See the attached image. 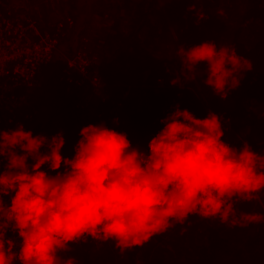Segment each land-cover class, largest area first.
Listing matches in <instances>:
<instances>
[{
	"label": "clouds",
	"instance_id": "1",
	"mask_svg": "<svg viewBox=\"0 0 264 264\" xmlns=\"http://www.w3.org/2000/svg\"><path fill=\"white\" fill-rule=\"evenodd\" d=\"M128 2L158 9L188 3V11H194L197 5L228 0ZM205 19L196 10L197 25ZM176 57L181 68L172 86H188L203 65V86L221 100L253 71L235 47L218 46L216 40L179 45ZM228 122L211 110L197 118L176 104L159 121L162 127L146 152L133 146L127 133L100 122L80 129L74 155L67 158L63 131L49 137L25 130L22 123L5 130L0 115V264H78L63 254L89 238L98 244L111 241L123 254L183 226L193 215L229 227L264 223V215L236 207L264 194V155L244 139L246 128L239 143L226 142Z\"/></svg>",
	"mask_w": 264,
	"mask_h": 264
},
{
	"label": "trees",
	"instance_id": "2",
	"mask_svg": "<svg viewBox=\"0 0 264 264\" xmlns=\"http://www.w3.org/2000/svg\"><path fill=\"white\" fill-rule=\"evenodd\" d=\"M230 1L233 0H228ZM68 2V13L73 20L78 18L80 10L91 12L93 5L99 8L96 11L97 13L101 11V17H106L103 22L106 26L98 30L96 35L92 34L87 38V51L95 59L91 71L100 81L106 78L110 79L107 83H112L110 81L113 79L112 81H117L113 82L114 84L121 82L119 83L121 89H129V96L118 110L110 106V102L114 99L107 97V109L103 113L107 127L127 133L133 146L139 145L146 152L150 139L162 127L159 121L169 114L176 104H179L182 109H188L197 118L206 117L211 110L229 121L224 124V140L228 142L231 137L228 142L230 144L239 143L237 141L241 133L239 129L243 128L244 131L246 128L244 139L254 151L264 155V0H244L242 13L235 25L232 20L233 15L229 21V13L224 12L222 8L226 2L197 5L196 10L201 11L206 17L198 25L196 10L188 11L190 7L188 3H172L179 10L183 20L198 27L191 28L189 37L184 41L185 47L213 40V36L219 33L223 36L221 45L235 47L240 55L251 62L253 71L244 74L240 86L231 91L225 100L213 95L211 89L203 86L205 78L203 65L198 69L200 75L188 86L180 88L170 84L179 74L181 65L176 67L173 62H169L165 53L162 57H156L157 50H160L158 5L137 4L128 0L123 2L116 0L114 4L109 5L102 0L99 2L68 0ZM221 8L223 13L219 14L218 10ZM209 21L212 24L209 25ZM226 22L229 24L225 25ZM201 24L204 26L199 28ZM204 27L205 31H203ZM47 32L55 34L54 30ZM72 39L73 37L70 42L74 41ZM80 46L82 44L74 46L73 50ZM135 71L139 81L132 83V75ZM160 75L164 78V82L156 85L154 78ZM55 82L56 91H54L57 93L60 88L57 79ZM118 94L120 95V91ZM63 95L62 98L60 97L63 107L71 108L79 115L73 106L77 95L67 96L64 93ZM115 118H118V123L114 124ZM40 124L39 121L36 127L38 128ZM88 124H99V122L96 119L89 120L81 127L78 125L74 127L72 120L65 116L57 120L54 126L52 125L51 128L55 132L50 136L58 131L64 133L66 143L62 154L65 157L71 158L74 155L73 149L80 138V129ZM3 127L7 130L16 126L3 125ZM236 207L238 212L264 215V207L255 205L253 201L240 202ZM177 235L188 236L187 247L179 252V256H184L185 259L181 264H264V223L243 228L229 227L221 224L219 220L201 219L196 215L190 216L183 226L176 225L164 235L153 238L142 248L126 251L122 254L123 263L176 264L168 258L167 260L163 258L164 254L157 248V244H163L165 240L169 242L174 236L178 241ZM106 245L107 243L98 244L89 238L86 242L71 245L72 250L63 256L65 259L69 256L74 257L78 264H94L96 251L105 249ZM143 249L146 250L145 253L142 252Z\"/></svg>",
	"mask_w": 264,
	"mask_h": 264
},
{
	"label": "rangeland",
	"instance_id": "3",
	"mask_svg": "<svg viewBox=\"0 0 264 264\" xmlns=\"http://www.w3.org/2000/svg\"><path fill=\"white\" fill-rule=\"evenodd\" d=\"M99 1L100 0H98V2ZM102 1L108 2L106 5H109L114 4L116 0ZM243 1L244 0H233L222 5L224 12L229 13V21L232 19L233 15L232 20L234 21V25L235 22L239 20L242 13L241 8ZM0 2L2 5L7 6L12 11L14 16L23 20L29 19L35 22L39 29L43 31L52 30L55 23L66 16L71 17L68 13V0H54V2H45V0H0ZM85 7L89 8L86 5ZM96 8L97 6L94 7L93 5L91 12L89 13H87L84 9L80 10L78 18L74 20V27L72 29L73 32H71L67 38L61 40L55 59L51 64L41 70L39 76L41 78L40 82L37 81L36 85L29 92H26V94L23 95L21 108L25 110L37 108V117L29 122L18 121L14 124V126L22 123L24 124L25 130H31L34 134H45L50 136V134L55 132V130L51 128L52 125L55 124L57 120L62 119L65 116L69 120H72L74 127H76L75 125L81 127L83 123L85 124L89 120L94 121L92 120V116L89 114L79 113L78 115L71 108H64L63 101L60 100V97L62 98L64 96L63 92L58 90L56 93L54 83H56L55 80L59 74V65L62 61V57L69 55L73 51L74 46L80 45V41L83 38H89L92 34L96 35L98 30H101L102 27L106 26L103 24L106 17H101V11L97 13L98 11L96 10L99 8ZM157 11L160 50H157L156 57H162L165 53L169 62H173L177 67L180 64L176 57L179 45H184V41L189 37L192 31L191 28L198 27H196L194 23L190 24L187 20H183L179 10L173 6L172 3L161 6ZM228 22H226L225 25H228ZM208 23L209 25L212 24L210 21ZM202 26H204V24H201L199 28ZM204 29L205 27L203 28V31H205ZM71 37H73V42H70ZM194 37L198 36L194 35ZM222 39L223 36L218 33V35L213 36L212 41L216 40L219 46L222 44ZM134 74L132 75V83H137L139 81L137 72L135 71ZM161 77L162 76L160 75L154 78V83L156 85H161L164 82V78ZM101 83L103 84L104 82L101 81ZM102 87H104V85H102ZM102 87L96 88L93 92H91V94H89V96L92 98L93 105L95 107H100L104 112L106 111L107 106L105 105L101 107L99 102V99L105 93ZM139 92L141 93V91ZM39 121L41 124L37 128L36 124ZM239 131L243 132V128H240ZM230 138L228 142L230 141ZM5 201H8L7 197H5ZM253 202L257 206L264 207V194L261 195L259 200H254ZM175 237L176 236H174L169 242L165 240L163 244H157V248L162 250L164 254L163 258H165V260L168 258L169 261L181 264L184 263L185 259L184 256H179V252L182 248L187 247L188 236L183 235L182 237H179L177 235L179 238L178 241L175 240ZM145 251V249L142 250L143 253H145ZM96 253L94 264H124L122 254L114 247V244L111 241L107 242L105 249H100L96 251Z\"/></svg>",
	"mask_w": 264,
	"mask_h": 264
},
{
	"label": "built area",
	"instance_id": "4",
	"mask_svg": "<svg viewBox=\"0 0 264 264\" xmlns=\"http://www.w3.org/2000/svg\"><path fill=\"white\" fill-rule=\"evenodd\" d=\"M73 27V18L66 16L55 23L52 29L55 34H50L29 19L17 18L0 2V70L3 74L0 115L4 126L29 122L37 116L36 108H21L23 95L36 85L41 70L53 62L61 40L68 37ZM87 43V38H83L82 46L62 57L57 82L65 95H77L73 104L75 110L91 115L92 120L100 123L104 122L103 109L93 105L89 94L103 84L91 71L95 59L87 51ZM128 96L129 89H121L117 99L110 97L114 99L110 106L120 109ZM107 97L103 95L99 99L101 107L107 104Z\"/></svg>",
	"mask_w": 264,
	"mask_h": 264
},
{
	"label": "crops",
	"instance_id": "5",
	"mask_svg": "<svg viewBox=\"0 0 264 264\" xmlns=\"http://www.w3.org/2000/svg\"><path fill=\"white\" fill-rule=\"evenodd\" d=\"M40 77L38 78V81L40 82ZM104 81V83H103V85H104V87H102L103 89H104V91H105V93H104V95L105 96H109V97H113V98H115V99H117L118 98V96H119V91L121 90V86H120V84H121V82L119 81L117 84H114L113 82H117V81H110V82H112V83H107V82H109V80H107L106 78L105 79H103ZM120 83V84H119ZM111 84H114V86H112Z\"/></svg>",
	"mask_w": 264,
	"mask_h": 264
}]
</instances>
